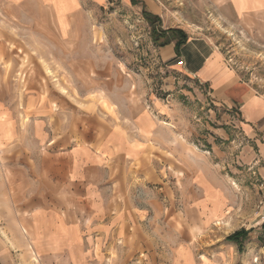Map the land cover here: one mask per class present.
I'll list each match as a JSON object with an SVG mask.
<instances>
[{
  "label": "rangeland",
  "instance_id": "374dc122",
  "mask_svg": "<svg viewBox=\"0 0 264 264\" xmlns=\"http://www.w3.org/2000/svg\"><path fill=\"white\" fill-rule=\"evenodd\" d=\"M78 1L80 9L71 15L77 34L64 40L56 13L65 19L76 0L57 4L56 12L35 2L17 9L0 0V102L18 114L15 130L25 135L0 147V181L28 162L20 148L27 150L31 140V98L54 111L118 120L145 110L164 119L165 157L171 159L164 162V181L130 179L115 210L133 215L117 233L97 238L86 263L264 264L256 254V245L264 244V159L256 139L204 85L166 70L143 13L210 38L262 98L264 15L233 23L211 0ZM241 230L249 232L243 252L227 241Z\"/></svg>",
  "mask_w": 264,
  "mask_h": 264
},
{
  "label": "crops",
  "instance_id": "0c3cea01",
  "mask_svg": "<svg viewBox=\"0 0 264 264\" xmlns=\"http://www.w3.org/2000/svg\"><path fill=\"white\" fill-rule=\"evenodd\" d=\"M67 1L1 3L21 9L27 2H35L39 9L56 12V5ZM211 1L233 23L264 15V0ZM72 4L65 19L56 13L64 40L77 34V22L71 15L79 11L81 3ZM188 36L179 53L175 42L159 48L166 70L204 85L217 106L235 112L244 131L256 139L264 159V98L238 78L210 38ZM27 107L30 123L26 131L31 140L27 150L20 148V154L27 155L28 162L0 181V264H87L86 251L97 246V238L117 233L126 225L128 214L133 215L124 208L115 210L122 207V192L130 179L143 184L164 181V162L171 161L165 157L164 119L145 110L128 120L84 114L78 109L54 111L35 98ZM17 121L18 114L0 102V147L25 136L15 130ZM256 254L264 259V244L256 245Z\"/></svg>",
  "mask_w": 264,
  "mask_h": 264
},
{
  "label": "trees",
  "instance_id": "16d2710c",
  "mask_svg": "<svg viewBox=\"0 0 264 264\" xmlns=\"http://www.w3.org/2000/svg\"><path fill=\"white\" fill-rule=\"evenodd\" d=\"M135 4V0H132ZM144 18L151 26V36L154 44L160 48L175 42L176 53L188 42V34L179 28L164 30L162 28V19L150 12L143 13ZM249 238V232L246 230L238 231L227 238L228 242L238 246L239 251L243 252L245 243Z\"/></svg>",
  "mask_w": 264,
  "mask_h": 264
}]
</instances>
